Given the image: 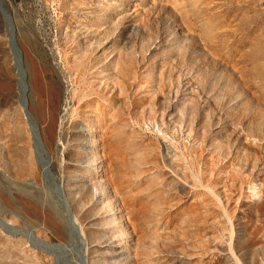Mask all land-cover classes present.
Masks as SVG:
<instances>
[{
  "label": "rangeland",
  "instance_id": "1",
  "mask_svg": "<svg viewBox=\"0 0 264 264\" xmlns=\"http://www.w3.org/2000/svg\"><path fill=\"white\" fill-rule=\"evenodd\" d=\"M232 237L264 264V0H0V264H236Z\"/></svg>",
  "mask_w": 264,
  "mask_h": 264
},
{
  "label": "water",
  "instance_id": "2",
  "mask_svg": "<svg viewBox=\"0 0 264 264\" xmlns=\"http://www.w3.org/2000/svg\"><path fill=\"white\" fill-rule=\"evenodd\" d=\"M19 74L21 76V83L24 85V81H23V78H24V75H23V68L21 66V64L19 63ZM25 87V85H24ZM27 106H28V97L25 95V107H26V113H27V116L29 117V124L30 126L32 127V131H33V135H34V141H35V144L38 143V140L40 138V132H39V127H38V123L36 121H33L32 118H31V114L29 113L28 109H27Z\"/></svg>",
  "mask_w": 264,
  "mask_h": 264
},
{
  "label": "bare ground",
  "instance_id": "3",
  "mask_svg": "<svg viewBox=\"0 0 264 264\" xmlns=\"http://www.w3.org/2000/svg\"><path fill=\"white\" fill-rule=\"evenodd\" d=\"M21 84V86H20V88L22 87H24V85L22 84V83H20ZM21 88V89H22ZM24 90V89H23ZM25 91V90H24ZM25 95H26V93L24 92V95H23V104H24V107H25ZM27 96V95H26ZM25 109H26V107H25ZM27 114V113H26ZM28 117V116H27ZM28 119H29V117H28ZM215 193V192H214ZM216 194V193H215ZM216 196H217V198L219 199V201H222L221 200V198H220V196L219 195H217L216 194ZM76 220H77V218H76ZM83 230V229H82ZM234 232V231H233ZM234 236V235H233ZM230 254H232V256L234 257V260H235V262H236V264H246L244 261H243V259L238 255V253H237V251H236V248H235V245H234V241H233V237H232V240L230 241ZM87 252H88V250H87Z\"/></svg>",
  "mask_w": 264,
  "mask_h": 264
}]
</instances>
